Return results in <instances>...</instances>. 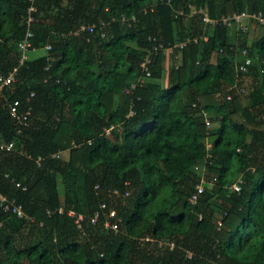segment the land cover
Instances as JSON below:
<instances>
[{"label": "trees", "instance_id": "trees-1", "mask_svg": "<svg viewBox=\"0 0 264 264\" xmlns=\"http://www.w3.org/2000/svg\"><path fill=\"white\" fill-rule=\"evenodd\" d=\"M33 2L30 50L51 48L20 63L31 0H0V73L17 67L0 94V264H264V26L190 14L264 0Z\"/></svg>", "mask_w": 264, "mask_h": 264}, {"label": "built area", "instance_id": "built-area-1", "mask_svg": "<svg viewBox=\"0 0 264 264\" xmlns=\"http://www.w3.org/2000/svg\"><path fill=\"white\" fill-rule=\"evenodd\" d=\"M34 0H31V4L28 7V11H29V15L27 17V23H28V28L25 32V36L24 38L19 42V48L22 51L21 57H20V63H22L23 61H25V59L27 58V52L28 50H30L32 43H31V36L33 35V30L31 29V23L34 19L33 15H32V11L36 10V6L33 2ZM180 13H183V10H179ZM196 12H203V20L206 23L209 24H217V23H225V24H231L232 19H235L237 21V26L241 29V30H246L248 28L247 22L250 20H256L260 25L264 26V12L261 10H257V11H246V10H242L241 12L238 13H234L233 15H225L222 14L220 16L217 17H211L208 15V13L204 10L203 7H192L190 14L196 13ZM133 19H136V16H132ZM123 19L125 20L126 18L123 17ZM129 19V18H127ZM96 26L95 22H91L89 24H84L81 25L80 30H89L91 32L94 31V28ZM76 32V31H75ZM101 34L104 35V32L101 31ZM204 38H206V36H204ZM191 40L196 41L197 38L196 37H186L185 39L181 40L178 43H175V45L173 44H169L167 46H164L162 43H160L159 45H156L155 48L157 47H163L165 52H172L174 50V46L176 47H184L185 45L188 44V42H190ZM51 48L50 44H46L44 46L45 50H49ZM32 49H36L34 47H32ZM149 61L148 57L145 58L144 61L141 62V66L143 67L144 71L146 72V74L150 73V70L148 68L147 62ZM246 63L250 62V59L247 58ZM238 68L241 70H245L246 66L245 65H240L238 66ZM16 71H17V67H14L12 70H10L7 74H2L0 73V94L1 91L3 89V87L5 85H9L10 83H12L15 79V75H16ZM31 95H33V92L31 93ZM18 104H19V100L16 99L14 100L13 103L10 104V112L12 115H18ZM29 113V110L26 111V114ZM14 146L13 142H9L7 144H3L1 147L2 148H6V149H12ZM205 184L204 183H198L196 186V191L194 193H192V195L190 196V200L191 201H196L198 198V195L200 192L203 191ZM234 188H239L238 183L234 184ZM115 192H118L117 189H115ZM125 194H128V192L126 191ZM6 199V196L3 194H0V200L3 202V200ZM105 204L102 203L101 206H104ZM4 207L5 209H9L11 208L12 211H15L17 213L18 216H26V214L24 213L21 205H17L14 204L13 202H11V204L9 203H4ZM70 214H75L74 211L70 210L69 211ZM115 214V210L111 209L108 212V217L113 216ZM99 212L96 211L94 213V216L92 217L93 221L98 217ZM83 218L82 214L77 215L76 221H77V225L81 226L80 220ZM104 226L106 228H111L114 230H118L119 226H118V222L117 221H112L109 218H106L104 220Z\"/></svg>", "mask_w": 264, "mask_h": 264}, {"label": "rangeland", "instance_id": "rangeland-1", "mask_svg": "<svg viewBox=\"0 0 264 264\" xmlns=\"http://www.w3.org/2000/svg\"><path fill=\"white\" fill-rule=\"evenodd\" d=\"M258 30V29H257ZM258 32H260L259 30H258ZM261 33H263V30H262V32ZM260 34V33H259ZM252 36H255V33H253L252 32V34H251ZM43 48H41V49H35V50H30V51H28L27 52V56H28V58H34L37 54H40V53H42L43 52ZM165 78L167 79V74H165ZM165 78L163 79L164 81H165ZM212 183L213 182H209V184L208 185H212Z\"/></svg>", "mask_w": 264, "mask_h": 264}, {"label": "crops", "instance_id": "crops-1", "mask_svg": "<svg viewBox=\"0 0 264 264\" xmlns=\"http://www.w3.org/2000/svg\"><path fill=\"white\" fill-rule=\"evenodd\" d=\"M258 30L260 31V32H258V31H252L253 33H255V35H258L259 33L261 34V32H262V30H263V28L262 27H260V25H259V28H258ZM230 33H232L231 35H232V39H233V34H234V29L233 30H231V32ZM252 34V33H251ZM236 35V34H235Z\"/></svg>", "mask_w": 264, "mask_h": 264}, {"label": "clouds", "instance_id": "clouds-1", "mask_svg": "<svg viewBox=\"0 0 264 264\" xmlns=\"http://www.w3.org/2000/svg\"><path fill=\"white\" fill-rule=\"evenodd\" d=\"M33 50H35V49H33ZM27 58H28V56H27ZM27 58H26V59H27Z\"/></svg>", "mask_w": 264, "mask_h": 264}, {"label": "bare ground", "instance_id": "bare-ground-1", "mask_svg": "<svg viewBox=\"0 0 264 264\" xmlns=\"http://www.w3.org/2000/svg\"><path fill=\"white\" fill-rule=\"evenodd\" d=\"M26 61V60H25Z\"/></svg>", "mask_w": 264, "mask_h": 264}]
</instances>
